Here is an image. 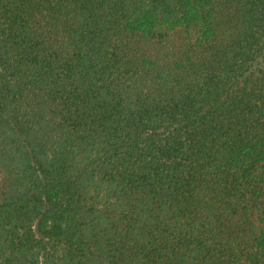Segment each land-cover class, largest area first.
<instances>
[{"label": "trees", "instance_id": "trees-1", "mask_svg": "<svg viewBox=\"0 0 264 264\" xmlns=\"http://www.w3.org/2000/svg\"><path fill=\"white\" fill-rule=\"evenodd\" d=\"M0 264H264V0H0Z\"/></svg>", "mask_w": 264, "mask_h": 264}, {"label": "rangeland", "instance_id": "rangeland-1", "mask_svg": "<svg viewBox=\"0 0 264 264\" xmlns=\"http://www.w3.org/2000/svg\"><path fill=\"white\" fill-rule=\"evenodd\" d=\"M3 179L0 180V192H1V187L3 186Z\"/></svg>", "mask_w": 264, "mask_h": 264}]
</instances>
